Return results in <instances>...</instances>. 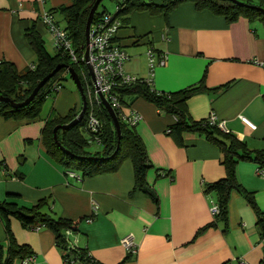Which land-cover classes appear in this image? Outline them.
I'll return each instance as SVG.
<instances>
[{
  "label": "crops",
  "instance_id": "crops-1",
  "mask_svg": "<svg viewBox=\"0 0 264 264\" xmlns=\"http://www.w3.org/2000/svg\"><path fill=\"white\" fill-rule=\"evenodd\" d=\"M258 1L264 5V0ZM71 4L72 0H0V62L10 61L18 70L34 66L36 55L26 30L35 25L44 39L48 29L42 15L52 13L55 18L58 9ZM117 18L118 42L129 56L125 74L152 79L153 89L166 94L203 83L206 89L187 102L191 118L206 121L215 115L250 150L264 151L262 22L240 18L230 23L208 10L198 11L193 3L180 5L167 19L149 12ZM149 50L166 58L165 65L157 66L153 76ZM82 108L79 90L64 86L46 100L36 120H6L0 116V203L9 195L18 196L25 206L48 199L47 212L77 223L71 241L87 250L96 264L264 262V222L258 225L254 210L240 192L231 194L227 230L219 224L198 236L215 218L211 209L217 202L216 194H207L205 189L225 177L221 152L197 134H185L182 142L169 136L175 118L142 98L131 102L124 112L141 117L135 131L152 164L147 181L157 202L134 191L135 173L130 160L116 173L94 177L83 178L66 170L48 153L42 132L51 113L65 117ZM236 173L240 185L254 195L264 219V167L240 161ZM12 230L18 243L34 252L35 260L29 264H65L64 252L47 228L27 229L13 219ZM128 236L136 245L134 253L122 243ZM0 244L7 246L1 218Z\"/></svg>",
  "mask_w": 264,
  "mask_h": 264
},
{
  "label": "trees",
  "instance_id": "trees-1",
  "mask_svg": "<svg viewBox=\"0 0 264 264\" xmlns=\"http://www.w3.org/2000/svg\"><path fill=\"white\" fill-rule=\"evenodd\" d=\"M97 0H72L68 7H61L56 12L61 15L65 23L64 30L72 42L78 63L63 49H54L50 52L45 41L36 29V26L26 30L28 39L35 55L34 66L24 70H18L10 61L0 62V96L9 98L16 103L24 102L33 92L37 84L58 65L72 67L78 74L86 98L87 109L84 118L77 125L65 131L58 130L57 136L62 147L70 154L64 152L55 141L54 129L57 126L69 124L80 111L72 110L65 117L54 112L46 120L42 132V140L48 153L56 159L66 170L79 173L83 178L94 177L103 174L116 173L126 160H130L134 167L135 187L134 191H140L157 202L153 187L147 181V174L152 168L148 152L144 142L135 131L122 119L119 112L116 115L120 122L121 135L118 137L112 117L104 104L91 103L89 89L93 90V82L88 67L81 61L86 50V25L90 11ZM105 1V0H104ZM100 4L93 23H96L104 14L110 13L106 6ZM115 4L116 12L110 13L116 17L128 15L133 12H149L152 15H169L184 3H193L198 11L208 10L214 15L225 17L228 22H237L240 18L250 21H260L264 24V5L254 4L251 0H237L244 4H238L233 0H110ZM100 7L102 9L100 10ZM53 18L54 15L49 13ZM60 27L58 23L55 22ZM69 74L62 68L37 94L34 100L23 107L14 108L10 103L0 102V116L6 120L31 121L40 117L46 100L64 87V74ZM147 80V79H145ZM206 89L205 85L193 87L177 93H158L145 81H138L130 85L116 87L113 94L117 96L124 109L134 100L142 98L155 105L161 112L175 118V122L169 127L168 135L182 142L185 134H197L203 136L206 141L216 146L221 152V164L225 169V177L215 183L206 186L207 194L215 193L220 212L214 221L203 228L198 236L210 228H217L223 224V229L228 228V203L234 191L242 193L257 218L258 225L264 222L263 213L258 208L254 195L247 192L238 182L237 165L240 161H252L264 167V151L250 150L244 141H240L230 132H224L217 124H211L209 120L194 121L187 109L188 100L196 93ZM94 112L102 124L100 132L95 135L88 129V118ZM98 138V144L102 146L99 152H89L90 140ZM94 136V137H93ZM92 138V139H91ZM96 140V139H95ZM92 158V159H91ZM18 196L9 195L8 200L0 203V218L4 224L7 246L0 244V264H16L29 256H34L30 246L19 244L12 230V220H18L24 228L45 227L54 233L58 247L64 252L65 264H76L87 261L88 251L78 246H71L66 239V231L76 232L77 223L55 218L48 211L50 203L48 199L41 200L34 206L22 205ZM264 236V228L261 230ZM71 240V237L70 239ZM264 264V262H262Z\"/></svg>",
  "mask_w": 264,
  "mask_h": 264
},
{
  "label": "built area",
  "instance_id": "built-area-1",
  "mask_svg": "<svg viewBox=\"0 0 264 264\" xmlns=\"http://www.w3.org/2000/svg\"><path fill=\"white\" fill-rule=\"evenodd\" d=\"M41 19L43 24L47 27L48 31L52 35L53 48L58 50L63 49L66 53H68L75 63H78L80 60L73 49L72 42L69 39L66 31L55 24L54 18L49 13L42 15ZM118 31V18L110 13L104 14L96 23H92L90 28L89 43L86 45V50H88V60H86L85 57V50L81 61L85 63L86 66L89 65L92 68L95 78L93 90L89 89L88 92L91 103L102 104L103 101L101 99V95L104 96L113 110L115 112H119L126 124H128L130 127H135L141 118L140 115L137 113H132L131 115L125 114L124 107L120 103L117 96L113 94V90L116 87L130 85L138 81H145L149 86H152L153 81L152 79L142 80L132 75L125 74L124 65L129 59V56L118 42ZM147 57L150 75L153 76L157 66L165 65L166 58L164 55H156L153 50L148 51ZM157 57H159V59ZM208 120L211 124H217L224 132L229 133L224 122H219L215 115H211ZM243 121L251 129H255V126L247 119L243 118ZM101 128V122L92 111L88 118L89 131L97 135ZM94 140L98 143L97 137H94ZM74 176L80 178V176H76L75 174ZM211 211L214 216L219 214L220 209L217 202L212 203ZM72 234L73 232L68 230L66 231L65 235L66 239L71 242V246L74 248V246H77L76 242L72 243V241L69 240ZM122 243L128 249V251L131 253L135 252L136 245L132 239V236L124 238ZM87 259L88 260L84 261L82 264H96L90 254L87 256ZM34 260V256H29L21 261V263L29 264Z\"/></svg>",
  "mask_w": 264,
  "mask_h": 264
},
{
  "label": "water",
  "instance_id": "water-1",
  "mask_svg": "<svg viewBox=\"0 0 264 264\" xmlns=\"http://www.w3.org/2000/svg\"><path fill=\"white\" fill-rule=\"evenodd\" d=\"M104 0H97L95 2V4L93 5L91 11H90V14H89V17H88V20H87V25H86V33H85V36H86V45H88L89 43V36H90V28H91V25L93 23V20H94V16L100 6V4L103 2ZM234 2L238 3V4H244V3H241L237 0H233ZM85 57H86V60H88V50H86V53H85ZM88 67V70H89V73H90V76H91V79L93 81V83L95 82V78H94V74H93V71H92V68L87 65ZM62 68H65L67 69L68 73L70 74L71 78L74 80L79 92L81 93L82 95V98H83V108H82V111L81 113L78 115L77 118H75L73 121H71L69 124H66V125H62V126H57L55 129H54V134H55V141L57 143V145L59 147H61V149L66 152L67 154H70L69 151H67L64 147L61 146L59 140H58V136H57V132L58 130H62L64 133L66 130H68L69 128L77 125L79 122H81L84 118V115H85V112H86V109H87V103H86V98L83 93V87H82V84H81V80L77 74V72L72 68V67H69L67 65H58L51 73H49L47 76H45L38 84L37 86L35 87V89L33 90V92L31 93V95L22 103H16L14 102L13 100L9 99V98H4L2 96H0V102H5V103H10L14 108H19V107H23V106H26L28 104H30L34 98L37 96V94L39 93V91L62 69ZM101 99L103 101V104L104 106L106 107V109L108 110V112L110 113L111 117H112V120H113V123L115 125V128H116V131H117V134H118V137L120 138V135H121V130H120V122L118 120V117L115 113V111L113 110V108L111 107V105L106 101V99L104 98V96L101 95ZM92 159V158H91Z\"/></svg>",
  "mask_w": 264,
  "mask_h": 264
},
{
  "label": "rangeland",
  "instance_id": "rangeland-1",
  "mask_svg": "<svg viewBox=\"0 0 264 264\" xmlns=\"http://www.w3.org/2000/svg\"><path fill=\"white\" fill-rule=\"evenodd\" d=\"M254 4H261V2H259L258 0H251ZM104 6H106L109 11H111L112 13H115L116 9H115V6L112 4V2L110 0H105L104 3H103ZM102 9V7H100V10ZM54 21L56 23H58L61 28H64L65 26V23L63 22V18L61 15H57L55 18H54ZM44 41H45V44H46V47L48 48V50L50 52H53V42H52V35L49 31H44ZM64 77H65V80L63 81V85L65 86L66 89H72V90H75L77 91V86L74 82V80L71 78L70 74H64ZM55 95V94H54ZM50 99H53L50 98ZM48 107V103L46 104L45 106V110L47 109ZM44 113V112H43ZM89 140H90V136L89 135H86ZM92 139V138H91ZM90 146L88 147V151L89 152H92V153H95V152H99L102 150V146L100 144L97 143V141L95 140H90Z\"/></svg>",
  "mask_w": 264,
  "mask_h": 264
}]
</instances>
